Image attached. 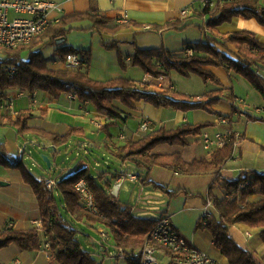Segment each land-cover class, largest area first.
Returning <instances> with one entry per match:
<instances>
[{
  "label": "crops",
  "instance_id": "obj_1",
  "mask_svg": "<svg viewBox=\"0 0 264 264\" xmlns=\"http://www.w3.org/2000/svg\"><path fill=\"white\" fill-rule=\"evenodd\" d=\"M59 4V11L51 13L53 20H60L63 16L75 12H86L96 8L111 19L109 27L130 22L116 31H98L91 29L92 22L89 20L73 23L75 30L66 37L63 45L73 51H89L90 66L82 72L98 81H108L117 78L135 80L137 83H150L149 89L161 92L166 89L175 91L190 97L203 96L212 90H223L224 95H233L234 100L223 98L213 105V112L202 109L188 111L175 110L170 107H156L145 100L135 101V108L129 107L120 100H114V105L123 111L125 118H110L101 114L93 103H82L71 99L69 95L63 94L55 98L46 91L37 90L36 103L33 105L34 93L22 91L19 88H10L5 92L4 98L0 99V111L9 114L16 120L20 114H31L32 119L28 124L31 128L41 129L58 135H66L71 129H76L68 143L55 146L52 141L43 136L34 134L21 135L15 126L0 124V142L4 143L6 151L16 157L22 152L32 157L34 152L42 159L46 155L51 160L49 167L34 159L42 175L34 172V169L24 162L33 175L39 180L54 176L57 180L74 175L78 168H87V172L95 177L102 185L106 180L114 184L116 178L126 171H136L141 174L139 168L130 162H121L113 156L108 146L115 148L126 144L130 140H140L151 131L161 127L176 129L184 123H213L214 126L203 129L202 134L188 137L190 144L187 146L160 144L155 152L160 154L181 153L188 162L205 158L211 160L215 149H207L202 141L203 133L215 137L229 129L239 132L242 140L235 146L233 157L226 163L223 175L228 179H235L241 173L257 171L264 173V120H249L247 115L264 119V97L244 76L228 69V65L208 66L219 80L218 83L205 82L197 74L183 76L176 70L172 71L170 78H154L139 66L128 65L126 70L120 66L119 52L117 49L106 48L103 43H116L121 54L130 63V58L135 48L157 49L161 46L178 54H183L187 44H194L208 38L222 41V37L231 33L249 30L255 33L257 39L264 44V25L256 18L235 16L230 21L223 22L217 27V31H207L204 35L200 29L203 20L195 16V12L203 9L204 0H51ZM189 7L187 16L181 11ZM188 18L192 23L183 29L163 28L153 30L158 25L162 26L170 21ZM151 29V30H150ZM47 59L48 65L53 69L70 70L64 63V59L56 52L55 46H39ZM231 50L222 49L227 55L234 56L236 48L229 45ZM22 56L29 59V51H24ZM12 103L14 113L7 109ZM234 107L238 113H234ZM260 109V111H257ZM243 115H242V114ZM232 117L228 124L221 121L222 118ZM150 122V129L144 131L141 124ZM110 136H112L110 138ZM87 148V149H86ZM86 149V150H85ZM23 150V151H22ZM75 152V156H68ZM63 156H68L61 164ZM56 169L62 175L61 178L53 175L50 171ZM104 176L103 180L99 177ZM144 175V173L142 174ZM149 177L157 184L168 187L170 191H178L175 196H170L151 186H145L140 181L127 180L123 183L119 192L123 190L125 205L132 206L133 214L140 218L154 219L162 213L171 216L172 221L186 241L196 248L204 251L218 264H230L229 259L215 246L211 231L207 228H196V224L206 212L218 215L213 202L207 197L211 184L216 174L207 172L196 175H183L168 168L156 166L150 171ZM0 232L4 231L10 223H14L16 230H30L38 228L35 223L41 221V210L38 198L32 186L27 183L21 171L15 167L13 158H9L8 166L0 164ZM214 194L223 198L225 190L217 186ZM56 192V191H54ZM58 192H56L57 194ZM109 193L110 189H109ZM58 195V194H57ZM61 198L60 196H58ZM118 197V198H119ZM117 199V198H116ZM154 199V200H153ZM160 204L159 209L153 216L148 212L155 201ZM264 196L256 193L249 197L250 201L257 202ZM80 203V202H79ZM81 205V203H80ZM82 206V205H81ZM67 217V216H66ZM72 219L79 231L78 241L84 251L91 253L92 257L102 264H121L122 259L118 255L120 248L117 247L115 239L103 243L101 239L90 240L91 247L96 251L84 249L79 236L87 235L86 231H92L91 226L101 225L87 220ZM102 226V225H101ZM43 227V223H42ZM86 228V231L83 229ZM39 229V228H38ZM41 242V249L36 251L22 250L16 243L0 250V263L2 264H59L55 260L50 249L45 247L48 237ZM230 233L235 241L244 249L251 252L255 258L264 264V241L262 239V228L250 227L243 223H237L230 227ZM42 239V238H41ZM133 251L132 249H126ZM136 249L134 252H137ZM167 262V259H165ZM134 263V262H133ZM135 264V263H134Z\"/></svg>",
  "mask_w": 264,
  "mask_h": 264
},
{
  "label": "trees",
  "instance_id": "obj_2",
  "mask_svg": "<svg viewBox=\"0 0 264 264\" xmlns=\"http://www.w3.org/2000/svg\"><path fill=\"white\" fill-rule=\"evenodd\" d=\"M210 3H215V5L211 6ZM195 16L204 21L199 27L206 35L207 31L218 33L217 27L235 16L256 18L264 25V5L260 0H209L203 9L195 12ZM84 20L91 21V29L98 31H116L131 24L128 22L113 28L109 27L111 19L98 9L91 8L86 12H75L63 16L30 44L15 49L0 47V90L2 93L5 95L8 89L19 88L32 94L37 90L46 91L55 98L63 94H74L80 102L93 103L101 114L114 119H119L123 113L114 105V100H120L132 108H135V101L145 100L156 107H170L183 111L202 109L213 112V105L223 98L235 99L233 95H224L223 90H212L203 96L190 97L175 89L155 92L149 89L150 83H137L132 79L117 78L98 81L90 78L88 74L82 72L90 66V52L73 51L65 47L63 43L57 44L58 39L65 38L75 30L71 26L73 23ZM191 25L192 23H188V18H185L170 21L162 26L156 25L153 30L157 31L167 27L183 29ZM41 45L55 46L56 52L62 59L70 52L80 53L88 59V65L76 71L50 68L42 49L39 48ZM103 45L106 48L118 50L120 66L123 70H126L128 65L139 66L156 79L170 78L172 71L176 70L183 76L197 74L206 83L209 81L218 83V78L207 67L228 65L229 70L247 78L264 97V77L258 74H264V44L257 39L254 32L249 30L231 33L222 37V41L207 37L204 41L187 44L182 55L165 46L157 49L136 47L130 63L126 62V58L121 54L116 43L104 42ZM229 45L236 48L233 52L234 56H229L222 50H231ZM188 49H192V55L187 54ZM24 51H29L28 60L22 56ZM10 68L14 69L15 75H11ZM234 113H238L236 107H234ZM32 118L31 114H20L14 120L11 115L2 114L0 111V124L15 126L21 135L34 134L47 137L55 146L66 145L76 131V129H71L66 135H58L34 129L28 124ZM231 118L226 119L231 120ZM247 118L250 121L264 120L249 114ZM212 126H214L213 123H184L176 129L161 127L157 130L153 129L140 140H130L115 148L108 147L118 160L123 163L130 162L139 168L140 182L143 185L151 186L170 196H175L179 192L170 191L168 187L152 181L149 174L153 167L168 168L183 175L214 172L216 177L210 186L207 203L208 201L213 202L218 215H212L207 222L202 217L197 222L196 228H207L211 231L215 246L229 259L230 264H261L251 252L241 247L230 233V227L243 223L250 227L262 228L261 236L264 241V199L257 202L249 200V197L256 193L264 196V173L243 172L235 179H228L223 175L226 163L233 157L235 146L243 136L237 139L233 135L231 141L223 149H218L212 154L210 161L202 158L188 162L179 152L172 154L155 152V148L164 143L187 146L190 144L189 136H197L202 133L203 129ZM9 158L14 159L15 167L21 171L24 180L32 186L36 193L41 210L43 232L51 244L50 253L59 264H102L93 258L91 253L82 249L78 241L79 231L75 222L68 216H75L77 220L85 217L89 221L103 224L110 229L120 249H143L149 234L156 227V220L134 215L132 206L123 204L109 193L110 181L106 180L101 185L87 172L86 167L78 168L79 170L74 175L58 179L57 195L45 186L43 180L36 178L24 164V153L13 157L6 151L4 143L0 142V164L8 166ZM82 177L86 178L94 191L101 216L89 213L79 203L80 197L74 186ZM117 177V174L113 175V178ZM99 179L103 180L104 176L102 175ZM244 182L248 184L239 190L240 184ZM217 186L222 187L227 195L223 198L216 196L213 190ZM231 194H234L235 198L231 199L229 197ZM40 233L41 230L38 228L16 230L9 224L4 231L0 232V250L12 243H16L22 250H40L42 242Z\"/></svg>",
  "mask_w": 264,
  "mask_h": 264
},
{
  "label": "built area",
  "instance_id": "obj_3",
  "mask_svg": "<svg viewBox=\"0 0 264 264\" xmlns=\"http://www.w3.org/2000/svg\"><path fill=\"white\" fill-rule=\"evenodd\" d=\"M208 3L209 0H204L202 3L203 7ZM210 5L214 6L215 3H210ZM59 8V4L51 0H0V47L15 49L30 44L34 39L44 34L53 23L58 21L53 20L50 15L54 11H59ZM189 10V7L184 8L181 11L182 15L187 16ZM187 54L192 55V49H188ZM64 63L70 70L76 71L85 68L88 65V59L80 53L70 52L64 58ZM10 73L15 75L14 69L10 68ZM258 74L264 77V74ZM3 95L4 93L0 90V99L4 98ZM35 95L36 92L33 95V105L36 103ZM69 97L71 99L77 98L74 94L69 95ZM7 106L8 111L14 113L13 104L10 103ZM257 111H260V109H257ZM221 121L225 124L230 122L226 118H222ZM150 127L149 121H144L141 124V128L144 131H148ZM233 135L237 139L241 137L239 132L229 129L226 132L216 134L215 137L203 133L202 141L205 148L218 150L223 149L231 141ZM42 180L49 190H57L58 180L54 176H49ZM127 180L140 181V175L136 171L120 173L110 187L111 195L115 198L119 197L121 187ZM247 184L248 182L240 184L239 190L243 189ZM74 188L79 194L82 207L93 215L101 216V210L97 204L94 191L86 178H80ZM229 197L233 199L235 195L231 194ZM203 217L205 222H207L208 219H211L212 214L206 212ZM156 221V227L149 234L143 249H139L137 252H134L135 250L119 249L118 255L122 259L133 261L135 264H218L204 251L186 241L175 227L169 214H160ZM35 225L39 229L43 228L41 221L36 222ZM10 226H14V223H10ZM99 235L103 243H108L114 238L112 232L106 226L99 230ZM45 247L48 249L51 247L48 240L45 243ZM165 259H167V262Z\"/></svg>",
  "mask_w": 264,
  "mask_h": 264
},
{
  "label": "rangeland",
  "instance_id": "obj_4",
  "mask_svg": "<svg viewBox=\"0 0 264 264\" xmlns=\"http://www.w3.org/2000/svg\"><path fill=\"white\" fill-rule=\"evenodd\" d=\"M260 2H261V4H263L264 5V0H260ZM87 149V148H86ZM85 149V150H86ZM68 156H75V152H73L71 155H68ZM68 156H63V158H61V160H60V163L61 164H63L65 161H66V158L68 157ZM78 157L77 156H75V158L74 159H77ZM34 159L37 161V162H39V163H41V164H43V165H46V163L44 162V160L42 159V157L38 154V153H36V152H34V154H33V156L32 157H29L28 155H24V162L26 163V164H28L30 167H32V169H34V172L36 173V174H38V175H42V172H41V170L37 167V166H34ZM56 169H51L50 171L53 173V175H57V176H59V178H61V174L59 173V171H55ZM123 194H124V192H123V190L121 191V195H120V197L118 198L117 197V199H121V201L122 200H124V196H123ZM154 200V199H153ZM150 203H153V204H151L150 206H148V208H149V210H148V212H150V214L151 215H153L158 209H159V206H160V204L159 203H157V202H160V201H158V200H156L155 199V201L153 202V201H149ZM156 215V213L153 215V216H155ZM103 225V224H102ZM90 227H91V229H92V231L91 230H89V232H87L86 231V228H83L85 231H86V233H87V235H89V236H86V235H81V236H79V240H80V242L82 243V246L84 247V249H86V250H88V251H96L95 250V248L94 247H91V245H90V243H89V241L92 239V240H99L100 239V235H99V230L101 229V228H103V226H101V225H98V226H91V225H89ZM41 238H42V242H44L45 241V239H46V237L42 234L41 235ZM121 264H129L128 263V261H126V260H122V262H121Z\"/></svg>",
  "mask_w": 264,
  "mask_h": 264
},
{
  "label": "water",
  "instance_id": "obj_5",
  "mask_svg": "<svg viewBox=\"0 0 264 264\" xmlns=\"http://www.w3.org/2000/svg\"><path fill=\"white\" fill-rule=\"evenodd\" d=\"M63 42H65V38H61V39L57 40L58 45L62 44ZM122 117L125 118L126 115L123 114ZM43 158L46 161L47 165L50 167L51 166V160L46 155H44ZM2 184H4V183L2 181H0V185H2Z\"/></svg>",
  "mask_w": 264,
  "mask_h": 264
}]
</instances>
